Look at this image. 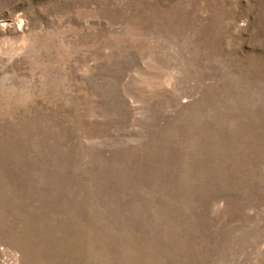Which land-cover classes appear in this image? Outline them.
I'll list each match as a JSON object with an SVG mask.
<instances>
[{
    "label": "rangeland",
    "instance_id": "374dc122",
    "mask_svg": "<svg viewBox=\"0 0 264 264\" xmlns=\"http://www.w3.org/2000/svg\"><path fill=\"white\" fill-rule=\"evenodd\" d=\"M85 209L122 264H264V0H0V264H78Z\"/></svg>",
    "mask_w": 264,
    "mask_h": 264
},
{
    "label": "bare ground",
    "instance_id": "6f19581e",
    "mask_svg": "<svg viewBox=\"0 0 264 264\" xmlns=\"http://www.w3.org/2000/svg\"><path fill=\"white\" fill-rule=\"evenodd\" d=\"M64 207H66L65 212H67L69 217L74 215L75 209L72 207V205H70V203L68 204V202L67 203L64 202ZM85 210L89 214L87 224L78 222L77 225H75L74 227L70 226L71 228H68L69 230L67 229L68 235L67 234L62 235L63 237L59 239L58 244H61L60 246L64 247L67 251H70L73 248L75 252L74 247H77L78 260H79L78 264H112L113 261L116 264H122L124 259L123 256L124 252L126 254L127 251L130 252L131 250H129L128 248H127L128 250H126L125 248L122 249L121 253L117 254L116 256L114 253H112L114 254L112 255L109 252L110 249L108 250L107 248L106 240L110 235H114V234L116 235L117 231L109 225L108 219L105 216L101 215L100 213H96L95 211H90L89 209H85ZM64 219H66V217H64ZM34 233H36V231H34V229L31 228L29 231H26L24 234L30 239V237ZM118 235L122 239V241H124V243L128 242L127 247H130L129 245L132 242V238L120 234ZM38 249L40 250L41 254L44 253L42 248L38 247Z\"/></svg>",
    "mask_w": 264,
    "mask_h": 264
}]
</instances>
